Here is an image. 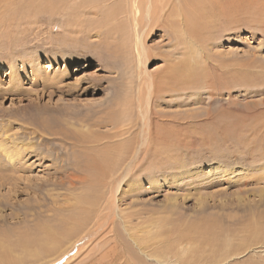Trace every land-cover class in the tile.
<instances>
[{
  "label": "rangeland",
  "instance_id": "1",
  "mask_svg": "<svg viewBox=\"0 0 264 264\" xmlns=\"http://www.w3.org/2000/svg\"><path fill=\"white\" fill-rule=\"evenodd\" d=\"M177 2L235 3L219 16L198 13L196 43L190 41L189 19L181 38L164 39L160 31L149 37L147 45L157 55L147 71L168 81L166 69L176 65L177 81L191 82L152 107L156 121L168 119L162 123L170 130L177 123L187 128L176 133L187 144L160 145L167 152L145 160L142 178L123 183L110 217V188L75 165L84 151L62 149L37 123L46 120L56 129L60 122L59 127L91 134L88 146H99L96 136L113 128L110 117L143 116L137 114L145 110L138 90L144 74L130 68L133 53L125 48L130 43H123V32L113 38L116 23L105 22L109 7L124 2L0 0V129L36 145L20 174L26 180L0 188L9 202L0 205L5 219L0 230L13 240L59 217L84 222L70 240L40 254L30 255L34 246L27 252L15 242L14 264H264V0ZM183 9L191 12L193 6ZM101 122L104 128H96ZM34 129L38 134H30ZM105 143L109 148L95 154L112 158L117 142ZM154 160L159 163L148 166ZM56 162L63 165H57L60 173ZM85 196L87 202H81ZM204 225L212 233H204Z\"/></svg>",
  "mask_w": 264,
  "mask_h": 264
},
{
  "label": "bare ground",
  "instance_id": "2",
  "mask_svg": "<svg viewBox=\"0 0 264 264\" xmlns=\"http://www.w3.org/2000/svg\"><path fill=\"white\" fill-rule=\"evenodd\" d=\"M109 2H113V0H102L101 4H107ZM122 2H124V7H122L119 3L118 5L112 4L109 7V9L107 10L108 15L106 13L105 22L108 24V27L111 26L112 23L114 22L116 23L115 26L112 24L110 28L111 29L110 32L113 38H115L116 35L119 34V31L123 32L122 33L124 37V39H122L123 43L125 42V40H128L130 43V48L128 46L125 48L127 49V51L130 49V54L133 53L130 68L134 71H142L144 74V79H145V83L143 84L144 87L142 88V86L139 85L138 90L140 91V96L146 100L145 110L143 112L138 111L139 114H137V115H143V116L139 117V116H134L133 113H128L127 115L123 116L122 119L120 120H118L116 116L110 117L111 119L110 120L108 119V120L114 121L113 124L110 125L113 128L111 131L107 130L108 131L107 133L106 131H104L105 133L100 132V134L102 135L96 136V142H99L98 143L100 144L99 146H96V145L88 146L89 144L88 142L91 141L90 139V137L92 136L91 134H80L76 129L71 130L67 127L66 128H64L63 126L59 127L58 124L60 122H58L56 129L49 128L51 124L49 126V124L47 123L48 121L46 120L43 122L37 123L38 128L43 133L47 134L48 136L53 137V140L56 139V141L60 142V147L62 149H67L68 147L71 150L80 149V151H84V155H82L81 158L75 157V165L77 167H84L86 171L88 170L90 172V176L94 180V183L96 184L99 183L101 186L104 185L110 188V191L112 192V196H113L112 202L109 207L110 217H112L115 214V211L119 207L116 197H117L118 192H121L122 194L121 188H122L123 183H126L129 180H138L142 178L144 175L142 173L144 171L142 168L147 163L145 160L148 158H152V156H155L157 157V159H159V157H161L163 154L167 152L166 151L167 149L163 150V148L160 145H162L163 147H167V146L168 147H182L187 144V141L184 138L180 137V135H178L179 132L181 131L184 132V130H186L187 128L182 127L183 124L177 123L176 128L174 126V129L170 130V126L164 125V123H162V122H165L166 124L170 123L166 121L168 119H164V121L163 119H157L158 121H156V116L154 117L152 115V107L154 103L157 102L156 99H159L160 97L168 95L170 92L175 91V87L178 88L179 90L181 89L183 90L184 88H187L188 86H190L191 82L184 81L182 83V82L177 81V79L181 77L179 75L177 77L178 66L176 65L166 69L168 73V81H167V76H162V73L158 75H153L147 71L148 65L150 64L152 59H154V57L157 55L154 52L155 48L148 47L147 45L149 37L155 35L157 31H160L164 34L162 37L164 39L165 37L170 38L173 34H175L178 38H181L182 32L183 31L185 32L184 27L187 26L185 25V20L189 19L190 23H192L191 24L192 27H190L191 29L189 30V33L192 35L190 36V41L196 43L198 41L197 39L198 38V32H197L198 13L200 16H204L205 19H207L208 15L210 14L213 16H216V15L219 16L221 13L223 14L227 10L230 13L235 3V2H200V3L198 2H177V0H122ZM186 4H191L193 6V10L191 12H186V13L184 12L183 6ZM244 5L246 6V4H243V6ZM106 7L108 8L107 5L103 6V8H106ZM229 18L232 20L231 17ZM213 19L215 22L214 17ZM224 20L226 19L224 18ZM126 32H127L128 37L125 34ZM48 62L51 63V62H54V60L51 58H48ZM86 64H88V62H86ZM11 72L14 73V69ZM181 74H182L181 76L184 77V74L183 73ZM164 81H167L168 83L164 84ZM18 87H19V84H18ZM1 93H3V91L0 88V94ZM143 103H144V100H143ZM102 123L103 122H101V124L100 123L95 124L96 128L98 127L100 129L104 128ZM159 124L163 126L161 127ZM172 125H175V124H172ZM11 131L12 130L6 129V128L0 129V188L4 186H6L7 188V185L11 184V182L13 181L21 182L22 179L26 180L20 174L26 173L25 169L27 167L25 168V166L27 165V161L25 160L28 157V152L29 153L32 152L29 150H31L32 148L36 150L35 144H24L23 142L19 140L17 136L15 135L10 136V134L9 135L7 134V133H11ZM30 134L32 135L38 134L37 129H34L33 131H31ZM171 134H172V137H170ZM106 140H115L117 142V146L115 147L113 151L112 158L102 155V154H98V155L95 154V152L101 153L102 149L109 148L108 144L105 143ZM203 140H206V139H203ZM191 141H192V137H191ZM198 143L200 142L198 141ZM201 146H203V143ZM143 149H145L144 150L145 156L144 157L142 156L143 158L140 159V153ZM155 150L158 151V154H157L158 156H156V153L155 155H153ZM149 152L152 154V155L150 154L151 156L149 155ZM158 163H159V160H154L151 163H148V166H154L155 164H158ZM54 164L55 166L57 165L63 166L57 162ZM58 166H57V169L60 173V167ZM29 169H30V166H29ZM196 172L197 170L194 171L193 173H190V175H194L196 174ZM216 176L218 177L220 175L215 174V177ZM85 179L86 178H83L82 180H85ZM51 181L53 182V180ZM204 183L205 182L203 181L201 182V184H204ZM35 187L36 189L39 190L40 186H35ZM151 189L152 190L158 189L155 181L151 182ZM9 190H11V188ZM86 200L87 198L85 196L83 200H81V202H87ZM2 201L8 202L5 196L4 197L0 196V205H3ZM175 204H178V203H175ZM53 210L51 212H53ZM81 222H83V219L74 221L70 219V217H66V218L59 217L55 221V224L50 223L51 224L50 225L48 223L43 222V224H40L36 227L34 232H29L27 230H24L25 233H18L16 238L13 240L3 235L4 233L2 232V230H0V264H14L15 263L14 259L11 258L10 256L12 249L15 247L17 248L18 246L15 242L23 245L24 246L23 248L26 250L28 247L32 246L33 248L34 246L36 248L33 250L35 251V253L30 248L28 249H30L31 252H33L32 254L30 250L29 251L27 250V252H30L29 253L30 255L40 254L41 250H46L47 248H50L51 246L53 247L56 244L58 245L62 243V241L63 243H65V241H68L72 237H74L76 233L78 232L77 228L78 229L81 228L84 223V222L83 223ZM0 224H5V219H0ZM69 224L70 225L73 224V225L69 226ZM209 225H204V227L206 228L205 232L203 230L199 232H204V233H209V234L212 233L213 228ZM201 235L202 233L198 234V236H201ZM75 238L77 239V237ZM18 248L20 249V247Z\"/></svg>",
  "mask_w": 264,
  "mask_h": 264
}]
</instances>
